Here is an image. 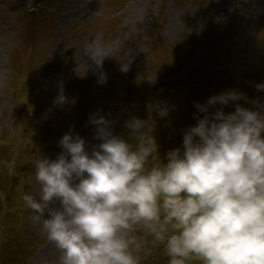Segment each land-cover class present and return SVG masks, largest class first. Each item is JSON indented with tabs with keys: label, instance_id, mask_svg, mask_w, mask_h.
Returning a JSON list of instances; mask_svg holds the SVG:
<instances>
[{
	"label": "rangeland",
	"instance_id": "rangeland-1",
	"mask_svg": "<svg viewBox=\"0 0 264 264\" xmlns=\"http://www.w3.org/2000/svg\"><path fill=\"white\" fill-rule=\"evenodd\" d=\"M93 42L106 50L102 69L85 53ZM263 58L264 0H0V264H60L22 196L38 193L36 162L55 159L65 133L98 144L89 119L99 111L127 137L125 121L166 104L169 116L152 118L167 152L196 123V102L232 89L264 101L242 83ZM134 235L141 264H168L151 234Z\"/></svg>",
	"mask_w": 264,
	"mask_h": 264
},
{
	"label": "clouds",
	"instance_id": "clouds-1",
	"mask_svg": "<svg viewBox=\"0 0 264 264\" xmlns=\"http://www.w3.org/2000/svg\"><path fill=\"white\" fill-rule=\"evenodd\" d=\"M85 53L102 69V44ZM195 107L196 123L163 159L152 113L168 117L166 104L125 121L127 137L98 111L89 119L98 144L70 130L55 159L40 157L39 191L22 200L60 264H141L137 229L163 245L168 264H264V101L232 89Z\"/></svg>",
	"mask_w": 264,
	"mask_h": 264
},
{
	"label": "trees",
	"instance_id": "trees-1",
	"mask_svg": "<svg viewBox=\"0 0 264 264\" xmlns=\"http://www.w3.org/2000/svg\"><path fill=\"white\" fill-rule=\"evenodd\" d=\"M261 72L259 74H257L256 76L254 75V79L257 81V82H264V59L262 61V67H261ZM133 103L131 102V104L127 105V106H130L132 105ZM160 146V153H163V154H166V149H164V146L163 145H159ZM164 155L162 156V159H163ZM3 254L0 253V257L2 256ZM6 261L5 257H2L0 259V261ZM168 262V260L166 261ZM153 264H161V263H153Z\"/></svg>",
	"mask_w": 264,
	"mask_h": 264
}]
</instances>
